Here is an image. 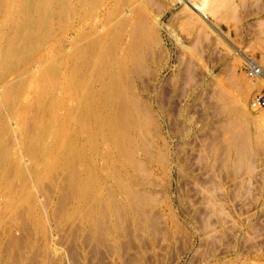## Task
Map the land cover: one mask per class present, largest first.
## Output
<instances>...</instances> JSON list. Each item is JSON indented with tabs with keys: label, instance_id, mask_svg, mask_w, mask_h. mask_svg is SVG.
Listing matches in <instances>:
<instances>
[{
	"label": "rangeland",
	"instance_id": "1",
	"mask_svg": "<svg viewBox=\"0 0 264 264\" xmlns=\"http://www.w3.org/2000/svg\"><path fill=\"white\" fill-rule=\"evenodd\" d=\"M30 1L0 0V264H264V0Z\"/></svg>",
	"mask_w": 264,
	"mask_h": 264
},
{
	"label": "bare ground",
	"instance_id": "2",
	"mask_svg": "<svg viewBox=\"0 0 264 264\" xmlns=\"http://www.w3.org/2000/svg\"><path fill=\"white\" fill-rule=\"evenodd\" d=\"M12 1H14V0H12ZM28 1H29V3H28ZM46 1V0H45ZM50 1V0H49ZM64 1V0H63ZM24 2V1H23ZM25 2H26V11H27V7L29 6V7H31L32 6V3L34 4L35 2H31L30 0H25ZM22 3V2H21ZM24 6V5H23ZM6 8H7V6H6ZM36 10V9H35ZM9 13V12H8ZM10 14V13H9ZM9 14H7L8 16H9ZM23 28V27H22ZM13 51V52H12ZM7 50V51H4L3 53H2V56L3 57H10V56H12V55H14V50ZM141 53V52H140ZM120 90V89H119ZM21 95H23V91H21L19 94H18V96H19V98H20V96ZM119 95V94H118ZM33 96V95H32ZM35 96V95H34ZM91 96V95H90ZM104 96V95H103ZM109 96H110V94H109ZM115 96V95H114ZM46 97V96H45ZM111 97V96H110ZM11 98V97H10ZM35 98V97H34ZM42 98V97H41ZM35 99H37V98H35ZM97 100V99H96ZM23 101H25V100H23ZM33 102H34V100H32ZM26 103H29L28 102V99L26 100ZM37 103V102H36ZM35 103V104H36ZM37 105V104H36ZM88 106V105H87ZM51 107V106H50ZM48 112V111H47ZM52 112H53V110H52ZM57 113V112H56ZM51 114V113H50ZM54 114V113H53ZM53 114H51L52 116H53ZM24 116H25V114H24ZM72 115H70V117H71ZM68 118V117H67ZM34 119H36L35 117H34ZM56 117H55V115H54V117H51L48 121H45V122H43L41 125H40V130L41 131H43V132H47V130L49 131V135H48V137H49V139H52V142H56V145L58 146V147H60V146H62V141H64V139H65V137H66V135H65V137H64V129L63 130H61V128H59V127H57V123H56ZM69 119V118H68ZM29 120V119H28ZM51 120V121H50ZM60 119H58V121H59ZM25 121V120H24ZM55 121V122H54ZM82 121V120H81ZM29 123V122H28ZM38 124V123H37ZM54 125L56 126V127H54ZM121 128V127H120ZM28 129V128H27ZM27 131H29V130H27ZM98 132V131H97ZM121 132V131H120ZM124 132V131H123ZM47 135V134H46ZM133 135V134H132ZM27 136V135H26ZM46 137V136H45ZM37 140H39V139H41V137H40V134H38V136H37ZM115 139V138H114ZM57 140V141H56ZM40 141V140H39ZM44 142H45V138H44ZM51 144V143H50ZM41 145V144H40ZM63 147V146H62ZM56 149H58V148H56ZM7 150H8V148H7ZM49 151V150H48ZM120 153H122V152H120ZM128 153V152H127ZM53 155L54 156H56L57 154L55 153H53ZM52 155V156H53ZM122 155V154H121ZM127 156V155H126ZM48 157V156H47ZM61 157V156H60ZM126 159H128L127 157H126ZM54 160H56V158H54ZM53 160V161H54ZM57 160H58V158H57ZM92 160V159H91ZM72 161V160H71ZM130 161V159L128 160V162ZM15 162V161H14ZM130 162H132V161H130ZM127 163V162H126ZM13 164V163H12ZM118 164V163H117ZM134 165V164H133ZM132 166V165H131ZM135 166V165H134ZM137 166V165H136ZM119 168V167H118ZM69 169V168H68ZM88 169V168H87ZM134 169H136L135 167L132 169V170H134ZM38 170V169H37ZM139 170V169H138ZM70 171H72V170H70ZM129 172V171H128ZM69 173V172H68ZM71 174H73L72 172H71ZM75 174V173H74ZM74 177V176H73ZM88 177H90V176H88ZM11 180V179H10ZM46 180V179H45ZM90 182V181H89ZM137 196V195H136ZM129 197H132V196H130L129 195ZM133 197H135V196H133ZM130 199V198H129ZM91 200V199H90ZM137 200V199H136ZM134 202V201H133ZM139 202V201H138ZM137 204V203H136ZM110 217H112V216H110ZM113 221V220H112ZM86 224V223H85ZM98 227H100V226H98ZM103 228V227H102ZM99 231V230H98ZM107 233V232H106Z\"/></svg>",
	"mask_w": 264,
	"mask_h": 264
},
{
	"label": "built area",
	"instance_id": "3",
	"mask_svg": "<svg viewBox=\"0 0 264 264\" xmlns=\"http://www.w3.org/2000/svg\"><path fill=\"white\" fill-rule=\"evenodd\" d=\"M248 71H249V70H248ZM255 71H256V70H255ZM257 71H258V70H257ZM255 73H257V72H255ZM255 73L252 72V71H249V72H248V74H249L250 77H253V75H254ZM256 99H257V100H256L257 102H260V101H261L260 98H258V97H257Z\"/></svg>",
	"mask_w": 264,
	"mask_h": 264
}]
</instances>
